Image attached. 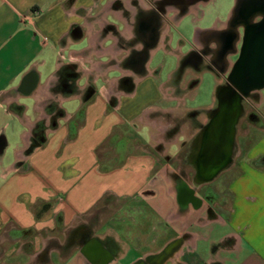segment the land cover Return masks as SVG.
Returning <instances> with one entry per match:
<instances>
[{
    "label": "crops",
    "instance_id": "crops-1",
    "mask_svg": "<svg viewBox=\"0 0 264 264\" xmlns=\"http://www.w3.org/2000/svg\"><path fill=\"white\" fill-rule=\"evenodd\" d=\"M218 1L0 0V246L46 234L0 264H49L57 219L68 231L107 196L122 205L61 264H264V136L219 195L174 191L153 150L180 145L189 83L216 73L179 70L231 16Z\"/></svg>",
    "mask_w": 264,
    "mask_h": 264
},
{
    "label": "rangeland",
    "instance_id": "rangeland-1",
    "mask_svg": "<svg viewBox=\"0 0 264 264\" xmlns=\"http://www.w3.org/2000/svg\"><path fill=\"white\" fill-rule=\"evenodd\" d=\"M225 1L226 0H219V7L220 5L225 7ZM233 6L234 2L232 7ZM221 84V78L212 76L210 74L205 75L199 82L197 94L192 96L193 98L188 99V104L194 108H199L210 103L212 106L215 105L216 88ZM253 94L256 96L250 95L243 101V112L239 118L235 139V160L232 165L219 174L212 182L202 184L195 183L194 167L189 160V151L193 143V138H190L189 135H192L196 131L198 132L200 123L202 120L204 121V119L201 117V115L204 116V111H201L198 122L187 117L182 119V121L185 122L183 127L185 129V134H183L184 137L182 138L180 145L176 148L174 147L170 153L163 155L160 154L163 152L162 149L153 148V150L161 158L160 163H164L168 167L167 173L171 178V186L174 191L178 192L180 184L188 183L196 189L198 194L203 196L226 193V184L231 179V177H233L238 172L239 162H241V160H243V158L246 156V153L251 145L260 137L264 136V89L255 91L252 93V95ZM212 190H214L215 193ZM50 205L51 204H49V206ZM120 205H122L121 202H117L115 198L107 196L95 207L92 212L93 214H86L81 218H78L75 223H73V227H71L68 231L62 230V220L58 218L57 230L54 231V234H49V264H61L65 258H67L69 255H72V253H74L73 249H76L77 246L81 245L84 239L88 237V234L93 232V228L100 224V217L105 219V223L110 213L115 211L117 207L119 208ZM45 209H48V205L44 203L39 204V207L37 208L38 212L41 210L44 211ZM42 233V236L36 235L37 233L35 230H32V232L28 235H15L12 233H7L5 236V242L3 243L2 247L0 246V257L3 255V249L5 248L6 255L3 259L6 261L8 260V263H10L11 260L17 258L19 259L15 252L20 242L27 241L29 243L31 240L37 243L44 242L46 240V234L45 232ZM27 258L28 256L23 255L21 256L20 260L24 261ZM38 259V263H40V260H42L41 264H45V252H43L42 256H40ZM32 264L36 263L34 262Z\"/></svg>",
    "mask_w": 264,
    "mask_h": 264
},
{
    "label": "water",
    "instance_id": "water-1",
    "mask_svg": "<svg viewBox=\"0 0 264 264\" xmlns=\"http://www.w3.org/2000/svg\"><path fill=\"white\" fill-rule=\"evenodd\" d=\"M256 17L260 19L255 20ZM229 24L234 36L229 42L232 46H236L239 27H243L242 45L227 75V83L216 88L218 107L201 132L191 157L197 184L214 180L231 163L243 99L264 89V0H236ZM229 54H233L232 50L222 56L225 64L229 63L226 60Z\"/></svg>",
    "mask_w": 264,
    "mask_h": 264
},
{
    "label": "flooded vegetation",
    "instance_id": "flooded-vegetation-1",
    "mask_svg": "<svg viewBox=\"0 0 264 264\" xmlns=\"http://www.w3.org/2000/svg\"><path fill=\"white\" fill-rule=\"evenodd\" d=\"M186 13L187 12L185 10L180 11L175 16V19L176 20L182 19ZM230 17L231 16H229L228 18H223L222 20H217V22L207 30L208 35L206 36V39L208 42L206 44H204L200 48V50H198V51L193 50L190 52L188 58H185L181 63V67L179 70L180 72L183 69V66L187 62H191V63L196 65L197 69L215 70L216 73L214 76H217V77L222 79V85L227 83V75L229 73L231 65L239 56L240 47L242 45V38H243V27H239V39L236 43V46L230 45L229 42H230L231 38L234 37L232 32H231L230 24H229ZM149 19L152 20L153 17H150ZM259 19H260V17L255 18V20H259ZM147 22L149 23V21H147ZM175 33L178 34V36H181V38L183 39V41L186 44L191 43V39L189 37H187L183 32H180L179 30L176 31L174 29L173 30L171 29L169 32H167L166 36H167V38L173 37V35ZM231 50H232L233 54H229L228 57H226L227 58L226 60H228L229 63L225 64V59H222V56H223L224 52H226V51H228V53H231ZM202 65L204 66V68L201 67ZM179 76H181V75L179 74L178 77ZM203 77L204 76L201 77L199 75L195 76L191 80L189 85H191V87H194V85H197V84L199 85V82L203 79ZM251 96H256V95L251 94ZM243 101H244V99H243ZM217 107H218V100L216 98V104L213 106H212V104L211 105L207 104V105L199 107V108H194L193 110L187 112V114L181 115L182 119L187 117L189 119H193L196 122H198V118H200L201 111H204L203 112L204 116L201 115V117L204 119V121L201 119L202 122L200 123V127H199L198 132L196 131L192 135H189L190 138L191 137L193 138V143H192V145L190 147V151H189L190 162H191L192 154L197 149L196 148L197 142H198V139L201 135V132L203 131L205 126L209 124V122L211 120L212 113ZM251 116H253V115H251ZM237 125H238V123H237ZM237 125H236V133H237ZM235 139H236V136H235ZM235 150H236V148L234 149V154H235ZM234 160H235V155H233L232 161L227 166V168L233 164ZM191 164L194 167L192 162H191ZM225 170H223V171H225ZM194 171L196 174L195 167H194ZM195 174H194V177H195ZM212 181H210V182H212ZM206 183H209V182H206ZM180 190H181L182 195H189L190 194V192L183 185L180 187Z\"/></svg>",
    "mask_w": 264,
    "mask_h": 264
},
{
    "label": "trees",
    "instance_id": "trees-1",
    "mask_svg": "<svg viewBox=\"0 0 264 264\" xmlns=\"http://www.w3.org/2000/svg\"><path fill=\"white\" fill-rule=\"evenodd\" d=\"M254 164H256V165H264V156H262V157L256 159V160L254 161Z\"/></svg>",
    "mask_w": 264,
    "mask_h": 264
}]
</instances>
